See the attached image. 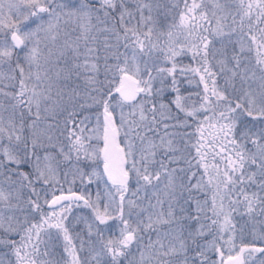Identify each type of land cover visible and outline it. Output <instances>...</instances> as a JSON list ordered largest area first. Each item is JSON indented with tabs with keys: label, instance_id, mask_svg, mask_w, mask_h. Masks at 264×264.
<instances>
[{
	"label": "snow or ice",
	"instance_id": "obj_1",
	"mask_svg": "<svg viewBox=\"0 0 264 264\" xmlns=\"http://www.w3.org/2000/svg\"><path fill=\"white\" fill-rule=\"evenodd\" d=\"M0 264H264V0H0Z\"/></svg>",
	"mask_w": 264,
	"mask_h": 264
}]
</instances>
